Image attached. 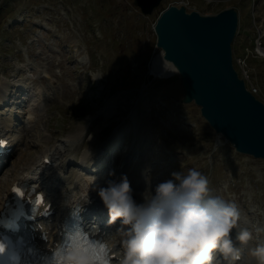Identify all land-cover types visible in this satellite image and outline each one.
<instances>
[{"label": "rangeland", "instance_id": "obj_1", "mask_svg": "<svg viewBox=\"0 0 264 264\" xmlns=\"http://www.w3.org/2000/svg\"><path fill=\"white\" fill-rule=\"evenodd\" d=\"M177 1L162 0L150 14L134 0L7 2L0 10V85L5 81L13 96L0 114L4 121L19 116L15 128L25 151L10 157L0 190L14 178V163L22 165L61 140L65 151L59 164L69 162L57 173L64 180L63 203L75 187L86 194L111 166L116 178L127 174L138 202L173 171L195 167L207 175L212 195L237 203L239 228L253 233L247 260L240 264H259L249 250L264 243V158L238 151L217 132L201 106L187 99L178 72L152 74L151 60L162 49L155 23L165 6ZM189 5L202 14L237 8L241 28L233 41L234 64L264 101V56L256 51L243 56L264 31V0H190ZM17 86L22 89L15 93ZM40 88L44 100L32 104L35 112L27 111ZM94 156L98 163L84 169L83 161ZM95 205L106 210L103 200Z\"/></svg>", "mask_w": 264, "mask_h": 264}, {"label": "clouds", "instance_id": "obj_2", "mask_svg": "<svg viewBox=\"0 0 264 264\" xmlns=\"http://www.w3.org/2000/svg\"><path fill=\"white\" fill-rule=\"evenodd\" d=\"M97 191L109 221L119 222V264H237L242 256L237 241L247 244L253 238L250 229L239 228L237 203L212 195L207 175L195 167L173 171L154 191L149 187L140 202L126 173L98 184ZM249 251L264 264V243ZM68 260L93 264L81 249L72 250Z\"/></svg>", "mask_w": 264, "mask_h": 264}, {"label": "water", "instance_id": "obj_3", "mask_svg": "<svg viewBox=\"0 0 264 264\" xmlns=\"http://www.w3.org/2000/svg\"><path fill=\"white\" fill-rule=\"evenodd\" d=\"M161 1L134 0L145 13H151ZM237 26L235 8L203 15L171 5L156 24L158 47L164 46L165 57L178 65L191 88L187 98L202 105L211 124L239 150L264 157V101L247 88L233 63Z\"/></svg>", "mask_w": 264, "mask_h": 264}, {"label": "bare ground", "instance_id": "obj_4", "mask_svg": "<svg viewBox=\"0 0 264 264\" xmlns=\"http://www.w3.org/2000/svg\"><path fill=\"white\" fill-rule=\"evenodd\" d=\"M161 51L158 52L157 54H155L151 60V70L153 71L152 74L156 75V76H159V77H169V76H172L174 74H176L178 72V74H180L182 76V73L178 67V65H176L174 63V61L168 59L165 57V53H166V48L163 46L162 49H160ZM151 71V72H152ZM185 85H186V90H187V95L188 96H191V88L189 86V84L187 82H185ZM41 91V89H39V92ZM4 95H5V92L3 90H0V102H3L4 101ZM31 106L33 104V106H35V104L37 103H29ZM15 137V136H13ZM65 154V153H64ZM13 155L10 154V157ZM46 155H44L45 157ZM43 157V159H44ZM89 157V156H87ZM18 159V158H17ZM43 159L40 161V163L38 164L39 167H44L46 171H48L51 166H49L48 164H46ZM15 161V160H14ZM37 164V161H34L33 163H28L25 167H22L21 165L18 164V167L16 169V174L15 176L16 177H19V176H22L24 175L26 172L30 171V170H33L34 169V166ZM111 171V169H107L106 172H105V177L106 175ZM35 172L36 173H39V169H35ZM41 177H43V175L41 174L40 175ZM49 176V175H48ZM55 178V177H53ZM58 177H56L55 179H57ZM15 179V178H14ZM52 181H54L52 179ZM46 182H49V180H46ZM51 186H53V183L51 184ZM97 187V186H96ZM1 191V190H0ZM98 192V191H97ZM1 193V192H0ZM93 195V193H92ZM96 199L93 201H90V197H84L83 198V206L86 207L88 206L89 208H93L95 207L96 205L95 204H99V203H102V198L99 196V193H96ZM93 197V196H92ZM1 202V200H0ZM56 204V203H55ZM95 205V206H94ZM102 208H105L106 210H108L106 208V206H102ZM105 222V221H104ZM107 223V222H105ZM110 227V226H109ZM118 228V227H117Z\"/></svg>", "mask_w": 264, "mask_h": 264}, {"label": "snow or ice", "instance_id": "obj_5", "mask_svg": "<svg viewBox=\"0 0 264 264\" xmlns=\"http://www.w3.org/2000/svg\"><path fill=\"white\" fill-rule=\"evenodd\" d=\"M14 191H16L17 193L23 195V193L21 192V190L19 188H16ZM44 203V197L43 194H41L39 196V198L36 201L37 205L43 204ZM45 240L47 239V237H43ZM80 239L82 241H84L83 243L79 244V245H75V249H81L84 251H87L93 260V264L94 261H96L97 259H99V253L97 251L96 246L88 241V238L86 235H82L80 237ZM101 248H103L106 251V246H101ZM73 250L72 247H67L64 249L62 258L58 261V264H70V261L68 260V254ZM6 252V243L3 240H0V255L4 254ZM105 264H108L107 261H105Z\"/></svg>", "mask_w": 264, "mask_h": 264}]
</instances>
